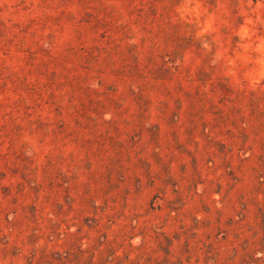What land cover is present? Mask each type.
I'll return each mask as SVG.
<instances>
[{"label": "rangeland", "instance_id": "rangeland-1", "mask_svg": "<svg viewBox=\"0 0 264 264\" xmlns=\"http://www.w3.org/2000/svg\"><path fill=\"white\" fill-rule=\"evenodd\" d=\"M254 108L264 0H0V264H264Z\"/></svg>", "mask_w": 264, "mask_h": 264}, {"label": "trees", "instance_id": "trees-1", "mask_svg": "<svg viewBox=\"0 0 264 264\" xmlns=\"http://www.w3.org/2000/svg\"><path fill=\"white\" fill-rule=\"evenodd\" d=\"M173 1H175V0H170V2H173ZM209 1L212 4L214 0H209ZM215 7H217V4H216ZM236 12H238V11H236ZM171 24L173 26H176V27H179V28L180 27L181 28L184 27V28H187V29H191V31H192V34L190 35L191 38L196 37V32H195V30L192 27L193 25H191L190 23H184L183 22L181 24H177V23L171 22ZM182 38L185 39L186 36L183 35ZM132 46L137 47L136 44H133ZM178 49L179 48L176 47L173 52L176 53L178 51ZM201 50H205V47H203ZM136 52H137L136 59L140 60L139 59V55H138L139 52L138 51H136ZM181 61H182V64H184V55L182 56ZM167 62L170 63L171 66H172V68H174L176 70H179V68L182 66V65H179L176 62V60H174L173 58H170L169 60H167ZM208 81L209 80L204 81L203 83L204 84H207ZM213 85H214V83H213ZM219 91H220V93H219ZM215 92L219 93V96L221 97V102H223L224 100H226V98H229L230 99V95L234 91H233V89H230V86L228 84L221 83V84L215 85ZM241 94L244 95V96H246L245 93H241ZM231 101H233L232 98H231ZM256 108H254V117H252L251 119H248V118H246L244 116L243 117H240V120H241L240 127H242V129L246 132V136L248 138L250 137V135L252 133H256V132H259V133L263 132L264 133V111L263 110H258ZM240 151L241 152L243 151V154L241 156V160L242 161L251 160V158L253 156H255V154H250V155L247 156V154H246L247 151H246L245 148L240 149ZM260 159L264 162V152H261ZM261 166H263V165L261 164ZM257 177L259 178V181H260L259 184L260 185H264V168L257 171ZM260 213H261V216H262V223L258 224L257 226L260 229H264V214H263L262 208H260ZM257 233H260V232L257 231ZM167 254H169V255L172 254V251L171 250L167 251ZM178 262H182V259L179 258L178 259Z\"/></svg>", "mask_w": 264, "mask_h": 264}]
</instances>
